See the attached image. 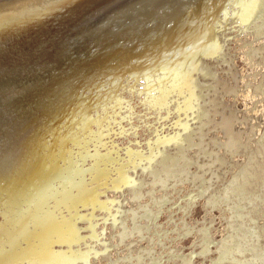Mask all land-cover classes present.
Instances as JSON below:
<instances>
[{"label": "water", "instance_id": "obj_1", "mask_svg": "<svg viewBox=\"0 0 264 264\" xmlns=\"http://www.w3.org/2000/svg\"><path fill=\"white\" fill-rule=\"evenodd\" d=\"M259 185L264 0H0V264H225Z\"/></svg>", "mask_w": 264, "mask_h": 264}, {"label": "rangeland", "instance_id": "obj_2", "mask_svg": "<svg viewBox=\"0 0 264 264\" xmlns=\"http://www.w3.org/2000/svg\"><path fill=\"white\" fill-rule=\"evenodd\" d=\"M226 137L227 139L223 145L228 149L235 150L236 146L233 143L235 142L236 137L230 131H228ZM256 144L258 145V148L261 146L260 143H255V145ZM257 153H259V151H257ZM209 159L215 162L216 166H222V162L214 159L212 156L209 157ZM198 168L203 169L206 168V166H198ZM239 174L241 178L245 177L244 179L246 183H251L253 179L257 178L252 172L243 171L242 169L239 171ZM228 184L233 186L235 183H233V181L231 180ZM262 192H264V185H259L258 191L255 189L254 192L251 188L244 189V191L241 192V196L244 197L242 201H244V204H247L249 206H244V208H242L239 213L237 212L235 214L230 210L229 212H232L231 216H236L235 219H237V221H234V225L232 223H228V228L221 227L222 229H218V233L221 236L225 237L222 240L223 242H225L226 238L231 241L232 248L227 247L229 246L227 242L226 245L219 247L218 249L221 255V260L225 262V264H230V261H232L231 264H234V254L230 252V250L232 249V252L235 251V253H237L238 255L241 250H243L245 253L244 258H240L237 260V262L239 261V264H264V206L259 207V202L262 201V197L259 194ZM220 199L221 197L217 195L216 198H214L212 201L218 202L220 201ZM211 207L214 206L211 205ZM256 219L260 220L255 221ZM213 221L214 220L211 219L210 225L211 223H213ZM192 225L193 221H190L186 226L188 227L187 230L182 232L183 239L197 240V237L200 236L199 232L201 229L197 226L191 227ZM209 237L212 238L211 235H209ZM217 238L219 239V237Z\"/></svg>", "mask_w": 264, "mask_h": 264}]
</instances>
